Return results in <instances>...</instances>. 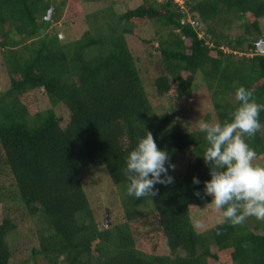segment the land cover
<instances>
[{
  "label": "trees",
  "instance_id": "1",
  "mask_svg": "<svg viewBox=\"0 0 264 264\" xmlns=\"http://www.w3.org/2000/svg\"><path fill=\"white\" fill-rule=\"evenodd\" d=\"M127 1L140 2L120 11ZM139 1L0 0L8 77L0 84V264H20L15 238L31 237L23 232L33 220L40 226L32 229L34 264L40 257L45 264H264V220L197 229L193 208L212 204L203 193L207 141L183 111L161 103L191 98L198 76L218 122L231 118L240 85L264 103V0ZM86 2L95 7L85 9ZM78 18L87 29L65 41L54 24ZM145 20L162 29L141 64L130 42ZM259 120L261 128L246 139L255 161H264V110ZM146 131L176 167L169 169L172 183L137 198L127 193L125 157ZM99 168L123 208L109 226L98 220L86 181Z\"/></svg>",
  "mask_w": 264,
  "mask_h": 264
},
{
  "label": "clouds",
  "instance_id": "2",
  "mask_svg": "<svg viewBox=\"0 0 264 264\" xmlns=\"http://www.w3.org/2000/svg\"><path fill=\"white\" fill-rule=\"evenodd\" d=\"M235 98L239 103L230 119L202 121L198 125L207 141L203 159L210 177L203 181V193L220 211V222L233 225L243 223L249 216L264 220V165L254 163L257 153L246 139L261 128L259 115L264 103L257 102L255 90L244 85L236 88ZM175 167L169 151L158 147L153 134L146 131L125 157L127 193L137 198L154 196L156 184L173 182L169 169ZM192 182L200 184L201 180L193 176ZM196 194L200 195V191Z\"/></svg>",
  "mask_w": 264,
  "mask_h": 264
},
{
  "label": "rangeland",
  "instance_id": "3",
  "mask_svg": "<svg viewBox=\"0 0 264 264\" xmlns=\"http://www.w3.org/2000/svg\"><path fill=\"white\" fill-rule=\"evenodd\" d=\"M139 1V0H138ZM182 1V0H178ZM140 2V1H139ZM139 2H124L123 4H118V7L120 11H124L128 6L130 7L135 6L139 4ZM91 6L94 8V3H85V9L91 8ZM52 19V18H51ZM235 23L239 22L237 20L234 21ZM55 29L57 32H60L62 34V38L67 41L70 39H74L79 37L86 29L87 24L84 22L83 18H78L73 23L67 22L64 23L63 21L55 23L54 24ZM262 27L264 30V21L262 22ZM162 29V26H159L157 23L151 20H145L140 27V36L134 37L130 44L133 52L136 56L140 57L141 64L144 62H147L148 59V53L149 51L155 50L154 45H158L157 42V30ZM237 31V29H236ZM235 31V32H236ZM143 38H151L153 39V43L147 44L143 42ZM154 59V57H152ZM149 71L152 73L154 71V67L148 66ZM150 73V74H151ZM6 71L2 64V57L0 52V84L1 85H7L8 84V77L6 76ZM0 85V87H1ZM42 90L38 91L36 95L40 96V92ZM42 98V97H41ZM42 102V99H41ZM162 106L164 108L169 107L168 105L175 108L176 114H183L187 115L188 118L191 120V124L194 128H199L198 125L204 120L207 112H212L211 120L208 121L210 123H216L218 122L217 117L215 116L213 112V99L212 96H210L208 92V88L206 83L203 81V78L201 76H198L196 79V88L193 93V96L189 99H182L181 101L174 100V99H161ZM38 105V103H36ZM39 106V105H38ZM59 113L63 115L65 121L68 120V111L64 107L59 108ZM189 155H187L184 159L180 160L178 166L179 169L184 171L185 166H183V161H187ZM254 163H258L261 165H264V161L257 160L254 161ZM86 181H88V191L90 194V198L92 200L93 206L97 211V218L100 220V222L105 221L106 211L109 210V220L110 225L113 222L117 221L118 219L122 218L123 208L120 202H115L116 196L113 195L115 193V187L112 186L109 183L108 173L104 168H99L96 170H93L91 173H89L86 177ZM105 193V196L103 195ZM109 203V206H106V204ZM115 203V204H114ZM111 204H114L111 205ZM112 206V208H111ZM108 207V208H106ZM113 209V212L111 211ZM151 209V206H142V211H149ZM192 217L194 224L196 225L197 229L205 230L209 226L217 223L221 220V214L220 211L217 210L213 204H207L202 207H194L192 212ZM31 229L28 227L25 229L26 231L23 233H30L32 234L31 237H27V234H20L15 238V248L17 249V253L15 254L14 261L19 262L20 264H34L32 254V247L35 245H38V239L37 236L33 235V230L39 229L38 222H35L33 220V223L30 222L29 224ZM38 264H45L46 259L40 257L38 259ZM215 264H225V263H215Z\"/></svg>",
  "mask_w": 264,
  "mask_h": 264
},
{
  "label": "water",
  "instance_id": "4",
  "mask_svg": "<svg viewBox=\"0 0 264 264\" xmlns=\"http://www.w3.org/2000/svg\"><path fill=\"white\" fill-rule=\"evenodd\" d=\"M54 8H55V5L53 4L50 9L48 10V15H47V18L48 19H51L52 16H53V13H54ZM259 49L264 51V40H263V43L259 46ZM109 210L107 209V212H106V216H105V223L107 226H109L110 224V220H109Z\"/></svg>",
  "mask_w": 264,
  "mask_h": 264
}]
</instances>
